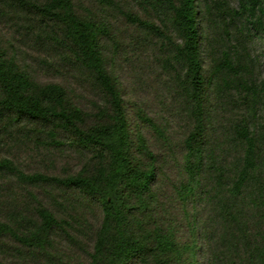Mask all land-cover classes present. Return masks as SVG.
I'll use <instances>...</instances> for the list:
<instances>
[{
    "label": "trees",
    "instance_id": "obj_1",
    "mask_svg": "<svg viewBox=\"0 0 264 264\" xmlns=\"http://www.w3.org/2000/svg\"><path fill=\"white\" fill-rule=\"evenodd\" d=\"M0 264H264V0H0Z\"/></svg>",
    "mask_w": 264,
    "mask_h": 264
}]
</instances>
